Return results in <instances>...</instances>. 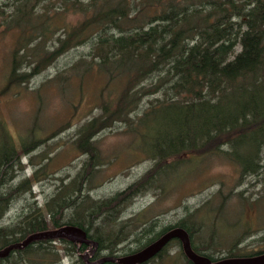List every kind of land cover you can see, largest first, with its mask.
<instances>
[{
    "label": "trees",
    "instance_id": "1",
    "mask_svg": "<svg viewBox=\"0 0 264 264\" xmlns=\"http://www.w3.org/2000/svg\"><path fill=\"white\" fill-rule=\"evenodd\" d=\"M206 4L210 6L207 8ZM224 5L233 7L235 3L200 0L196 5L179 6L172 0H141L132 15L129 0H118L101 14L97 23L63 26L64 36L58 40L57 53L91 39L100 29L115 33L110 41L95 40L90 46L91 57L71 66V71L80 76L92 71L103 77L95 97L99 113L77 129L74 140L76 147L88 157L74 178L58 186L43 207L27 201L12 221L0 223V248L20 242L30 233L64 224L84 229L88 238L97 242V247L85 260L80 252L89 245L64 238L34 240L0 257V264H63L64 258L70 264H89L88 261L103 256L135 252L174 227L185 229L193 250L212 261L264 252V246L249 250L240 247L237 237L222 244L211 229L208 231L211 233L204 234V222L198 212L217 208L208 203L196 210L198 219L195 211L187 210L184 218L158 231L155 221H148L144 212L120 219L129 200L154 189H164V176L197 158L201 161L209 156H221L239 169L240 176H259L264 170V33L258 34L253 29L239 32V50L229 62L222 63L228 46L217 41L225 39L231 43L233 35L231 24L225 21ZM15 61L13 54L7 79L10 84L15 82L11 78L16 71ZM163 63L170 65L177 76L184 77L191 97L185 96L182 82L171 81L160 73ZM224 82L226 86L222 89ZM208 89H220L221 94L210 98ZM114 122L126 125L133 137L148 140L144 141L142 150L153 164L128 188L95 200L84 191L85 182L100 164L93 138ZM0 136L8 140L0 146L1 220L10 204L23 191L30 192L38 180L33 172L13 182L18 176L21 152L38 148L44 140L30 137L19 150L8 135L0 133ZM196 234L198 243H195ZM131 235L140 243L126 252L120 244ZM200 236L205 239H199ZM256 240L264 243V235ZM172 243H177L180 250L170 253ZM169 254L172 262H168ZM138 264L193 263L184 255L179 240L173 238L154 257Z\"/></svg>",
    "mask_w": 264,
    "mask_h": 264
},
{
    "label": "rangeland",
    "instance_id": "2",
    "mask_svg": "<svg viewBox=\"0 0 264 264\" xmlns=\"http://www.w3.org/2000/svg\"><path fill=\"white\" fill-rule=\"evenodd\" d=\"M199 1L172 0L179 6L196 5ZM140 2L129 0L132 15ZM233 2V7L224 5L227 9L225 21L231 24L233 34L231 43L225 39L217 41V44L228 46L222 63L229 62L239 50V32L253 29L258 34L264 33V0ZM117 3L118 0H0V133L8 135L19 150L30 137L44 140L38 148L27 150L25 154L21 152L18 176L13 182L33 172L38 180L30 192L23 191L10 204L0 223L12 221L27 201L43 207L58 186L74 178L87 159L74 140L77 129L99 113L95 97L103 77L92 71L80 76L71 71V66L91 57L90 46L95 40L110 41L115 33L100 29L91 39L62 53H57L58 40L64 36L65 24L97 23L101 14ZM201 23L207 24L206 21ZM13 54L16 71L11 78L15 82L10 84L7 79ZM160 71L171 81L182 82L185 96L191 97L189 84L181 74L177 76L166 63ZM226 82L221 85L222 89ZM220 89H208L207 94L216 98L221 94ZM144 141L148 140L133 137L121 122L101 130L93 138L100 164L85 182L84 191L87 190L92 199L99 200L123 191L142 177L153 164L142 150ZM6 143L8 140L0 136V146ZM162 183L166 186L164 189L130 198L120 219L144 212L148 221H155V231H158L184 218L187 210L195 211L196 218L200 216L204 222L203 233L207 235L210 229L214 230L218 242L228 244L237 237L240 238L239 246L247 247L244 249L264 246L256 240L264 235V170L259 176H240L238 168L216 155L201 161L197 158L173 169L162 178ZM205 203L217 208L202 209L198 216L196 210ZM133 239L134 235L129 236L120 247L126 252L134 249L140 242ZM195 239L198 243L197 234ZM170 247V253L180 250L177 243ZM90 251L87 246L80 255L90 254ZM168 262H172L170 254ZM63 264H70L68 258L63 259Z\"/></svg>",
    "mask_w": 264,
    "mask_h": 264
},
{
    "label": "water",
    "instance_id": "3",
    "mask_svg": "<svg viewBox=\"0 0 264 264\" xmlns=\"http://www.w3.org/2000/svg\"><path fill=\"white\" fill-rule=\"evenodd\" d=\"M58 238H64L74 243L89 245L91 253H85L82 255L85 260H87V257L93 255L97 247V242L88 238L84 229L79 226L64 224L57 228L30 233L22 241L0 248V257L8 255L12 249L21 248L34 240ZM173 238L179 240L184 255L193 264H264V252L251 256L224 257L212 261L205 255L199 254L193 250L190 237L187 231L182 227H174L165 231L158 238L135 252L122 256H103L94 261H88V263L101 264L106 261L116 262L118 264L143 263L154 257Z\"/></svg>",
    "mask_w": 264,
    "mask_h": 264
},
{
    "label": "flooded vegetation",
    "instance_id": "4",
    "mask_svg": "<svg viewBox=\"0 0 264 264\" xmlns=\"http://www.w3.org/2000/svg\"><path fill=\"white\" fill-rule=\"evenodd\" d=\"M90 253H91V251H90Z\"/></svg>",
    "mask_w": 264,
    "mask_h": 264
}]
</instances>
